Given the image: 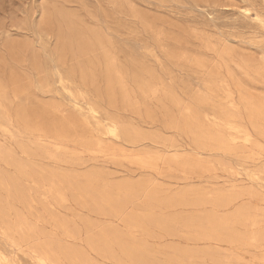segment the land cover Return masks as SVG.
Segmentation results:
<instances>
[{
    "label": "rangeland",
    "instance_id": "obj_1",
    "mask_svg": "<svg viewBox=\"0 0 264 264\" xmlns=\"http://www.w3.org/2000/svg\"><path fill=\"white\" fill-rule=\"evenodd\" d=\"M244 4L0 0V264L264 255L224 241L264 231V37Z\"/></svg>",
    "mask_w": 264,
    "mask_h": 264
},
{
    "label": "bare ground",
    "instance_id": "obj_2",
    "mask_svg": "<svg viewBox=\"0 0 264 264\" xmlns=\"http://www.w3.org/2000/svg\"><path fill=\"white\" fill-rule=\"evenodd\" d=\"M245 4L243 6H240V14L246 18L249 19V26L251 27L249 29V34H251L249 40H256L257 38L264 37V0H243ZM248 26V27H249ZM247 27V26H246ZM247 27V28H248ZM247 32V31H246ZM209 40V39H208ZM234 42V41H233ZM230 50L228 48L224 49L222 54L220 55L222 59H225L229 56ZM263 62L258 68L255 69V72L259 75H264V56H263ZM219 60V59H218ZM1 61V60H0ZM193 63V62H192ZM199 64V63H198ZM253 67V66H252ZM121 70V69H120ZM217 76V74H216ZM61 78H63L61 76ZM139 78V77H138ZM215 78V77H214ZM136 80V79H135ZM206 80V79H205ZM123 81V79L121 80ZM211 81V80H210ZM209 82V81H208ZM207 83V82H206ZM211 83V82H210ZM138 84V83H137ZM146 84V83H145ZM215 84V83H214ZM121 86V85H120ZM123 86V85H122ZM147 86V85H145ZM149 86V85H148ZM211 86V85H210ZM124 88V87H123ZM148 88V87H147ZM208 88V86H206ZM210 88V87H209ZM215 88V87H214ZM165 89V87H164ZM211 90V89H210ZM213 92V91H212ZM205 95V94H203ZM208 97V96H207ZM206 97V100H207ZM201 98V97H200ZM204 99V98H203ZM203 101V100H202ZM209 101V100H208ZM214 102V101H212ZM259 102V101H258ZM76 104V103H75ZM263 106V105H262ZM236 108V107H235ZM234 110V109H233ZM189 113V112H188ZM231 113V112H229ZM5 114V113H4ZM13 117V116H12ZM99 117V116H98ZM100 118V117H99ZM250 119V118H248ZM250 122V121H249ZM254 122V121H253ZM7 123V122H6ZM177 124V123H176ZM255 124V123H254ZM260 124V123H259ZM256 126V125H255ZM264 128V127H263ZM262 126L260 125L259 130L264 135V130ZM119 130V129H118ZM110 133V132H109ZM116 133H114V136ZM247 134V133H246ZM224 135V134H223ZM211 136V135H210ZM252 138V137H251ZM262 138V137H261ZM246 140H249V136L246 135ZM98 145V144H97ZM8 153V152H7ZM171 156V155H170ZM181 157V156H180ZM179 159V158H178ZM183 160V159H182ZM261 170H264V167L262 169H258L254 171L251 175L256 176L257 173ZM5 176V175H4ZM238 196H228L225 198V202H229L232 199L236 198ZM233 220H241L243 219L242 214L240 211H236L233 215ZM1 222V221H0ZM248 222V221H247ZM253 223H256V221H253ZM120 240V239H119ZM224 241L228 242L230 245H233L234 241H241L242 244H246L245 250H249V247L252 246L255 249H258L259 252H264V231L255 233L254 235H251L249 237H242L239 235H235L234 233L227 232L224 238ZM124 245V244H123ZM121 249V248H120ZM126 249V248H125ZM122 250V249H121ZM127 251V250H126ZM132 252V251H131ZM139 252V251H138ZM140 253V252H139ZM138 253V254H139ZM36 254V253H35ZM141 255V254H140ZM214 253H210V257H214ZM216 256V255H215ZM119 258V256H118ZM260 258L262 261H264V255H258L257 253L249 254L247 252V255L244 256V259L242 260L244 264H251L254 259ZM236 263L241 264L239 259L236 258ZM115 260V259H114ZM133 262V261H132ZM198 262V261H197ZM141 263V262H140Z\"/></svg>",
    "mask_w": 264,
    "mask_h": 264
}]
</instances>
